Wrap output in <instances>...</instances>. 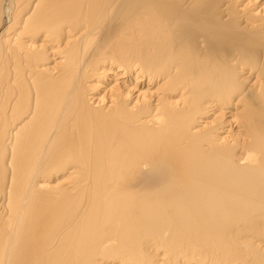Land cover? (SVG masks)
Here are the masks:
<instances>
[{
	"label": "bare ground",
	"instance_id": "6f19581e",
	"mask_svg": "<svg viewBox=\"0 0 264 264\" xmlns=\"http://www.w3.org/2000/svg\"><path fill=\"white\" fill-rule=\"evenodd\" d=\"M0 264H264V0H0Z\"/></svg>",
	"mask_w": 264,
	"mask_h": 264
}]
</instances>
